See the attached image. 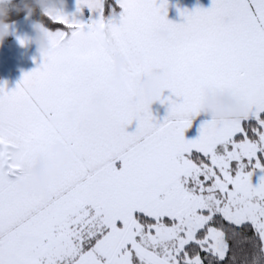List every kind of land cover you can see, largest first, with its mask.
I'll list each match as a JSON object with an SVG mask.
<instances>
[{"label": "snow or ice", "instance_id": "1", "mask_svg": "<svg viewBox=\"0 0 264 264\" xmlns=\"http://www.w3.org/2000/svg\"><path fill=\"white\" fill-rule=\"evenodd\" d=\"M75 5L88 21L49 10L41 62L14 89L0 83V264H264V0L178 9L182 23L168 0ZM114 52L128 57L124 89L109 82ZM153 66L169 70L159 123L136 83ZM209 94L238 98L242 115L186 139ZM73 106L74 122L50 120ZM57 138L72 160L49 195L22 186Z\"/></svg>", "mask_w": 264, "mask_h": 264}, {"label": "crops", "instance_id": "2", "mask_svg": "<svg viewBox=\"0 0 264 264\" xmlns=\"http://www.w3.org/2000/svg\"><path fill=\"white\" fill-rule=\"evenodd\" d=\"M42 5V10L45 14L49 10H61L63 9L64 13L68 15H75L77 19L88 21L90 13L89 10L84 7L79 12H76L75 0H40ZM211 6V0H168L167 6V16L166 18L176 22L182 23L184 17L179 14V10L188 9L189 11L193 10L196 7L208 8ZM37 32L42 33L47 40V48L38 49L35 45L34 37ZM25 39L23 45L20 44L19 39ZM162 38V37H160ZM51 47V40L48 36V30L41 26L38 23H35L30 18H22L15 22H9V34L6 35L3 40H0V83L5 85L6 90H12L15 88L17 82L21 79L22 74L26 73L38 66L41 62V53L47 51ZM112 63V73L110 76L115 75L117 71V60L123 59V73L126 77L129 78L130 69L128 65V57L124 53L114 52L110 55ZM138 60L142 61V57L138 56ZM166 69L163 66H153L147 76H138L140 79H148L152 76L153 73H158ZM110 82V81H109ZM111 84V83H110ZM112 86V85H111ZM113 87V86H112ZM164 95H169V91L165 90ZM101 99V98H98ZM168 105L161 104L159 101H153L150 105V111L155 117L157 123L162 122L165 117L166 110ZM76 112V118L79 116V107L73 106L69 111L65 112L62 115H53L50 117V120L55 122H68L67 117L70 113ZM263 113V112H262ZM261 114V113H260ZM259 114V115H260ZM210 119L203 113H199L193 120L192 125L185 130L186 139H194L198 135V127L201 120ZM254 118L249 117L248 120ZM136 127V121L133 120L132 123L126 126V131H134ZM58 141L62 142L63 145L67 148L61 138L55 139L52 143L49 144L47 148V154L39 157L33 168L42 158L55 159V154L52 153V146L55 145ZM68 149V148H67ZM32 168V169H33Z\"/></svg>", "mask_w": 264, "mask_h": 264}, {"label": "clouds", "instance_id": "3", "mask_svg": "<svg viewBox=\"0 0 264 264\" xmlns=\"http://www.w3.org/2000/svg\"><path fill=\"white\" fill-rule=\"evenodd\" d=\"M5 3H7V7L0 5V40H3V38L9 34L8 17L10 14L12 12L18 13L23 10L20 5L12 3V0H5ZM158 35L163 39H169L170 37L166 28L159 29ZM33 42L38 49L47 48V40L42 33L37 32ZM123 66L124 60L118 59L117 71L110 80L111 85L118 89H124L128 80V77H126L122 71ZM168 74L169 70L166 68L161 72L153 73L148 79L136 78L139 92L146 103L150 105L153 101H156L161 82L168 77ZM199 111L210 119L221 120L239 118L244 111V106L238 98L209 94L202 100ZM90 112L96 119H104L107 113V108L102 98L92 101ZM76 115V112L70 113L67 117V121L69 123L74 122ZM51 151L55 154V159L42 158L32 169L31 173L21 179L22 186L38 194H43L45 196L49 195L47 193V188L50 180L54 177H59L62 169L72 160V155L69 149H67L60 141L52 146Z\"/></svg>", "mask_w": 264, "mask_h": 264}, {"label": "trees", "instance_id": "4", "mask_svg": "<svg viewBox=\"0 0 264 264\" xmlns=\"http://www.w3.org/2000/svg\"><path fill=\"white\" fill-rule=\"evenodd\" d=\"M12 3L20 5L23 10L20 12H12L8 17V22H15L22 18H30L35 23L40 24L44 27L47 25V17H45V13L42 10V5L40 0H14ZM4 7H7V4H3ZM45 28V27H44ZM262 118H264V112L260 114ZM249 123L255 124V118L252 120H248Z\"/></svg>", "mask_w": 264, "mask_h": 264}, {"label": "rangeland", "instance_id": "5", "mask_svg": "<svg viewBox=\"0 0 264 264\" xmlns=\"http://www.w3.org/2000/svg\"><path fill=\"white\" fill-rule=\"evenodd\" d=\"M260 174H261V173H260L259 170H257V171L253 174V176H252V182H253V184H255V183L257 182V180H258V176H259Z\"/></svg>", "mask_w": 264, "mask_h": 264}, {"label": "water", "instance_id": "6", "mask_svg": "<svg viewBox=\"0 0 264 264\" xmlns=\"http://www.w3.org/2000/svg\"><path fill=\"white\" fill-rule=\"evenodd\" d=\"M14 0H12V2H13ZM3 4H7V3H5V0H0V5H3Z\"/></svg>", "mask_w": 264, "mask_h": 264}]
</instances>
